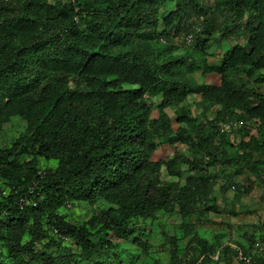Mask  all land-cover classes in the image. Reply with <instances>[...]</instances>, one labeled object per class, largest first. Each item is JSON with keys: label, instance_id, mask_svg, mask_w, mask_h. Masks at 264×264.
<instances>
[{"label": "trees", "instance_id": "16d2710c", "mask_svg": "<svg viewBox=\"0 0 264 264\" xmlns=\"http://www.w3.org/2000/svg\"><path fill=\"white\" fill-rule=\"evenodd\" d=\"M186 36L193 37L190 46ZM220 42L231 45L219 64L209 65L208 51ZM198 72L220 82L198 84L190 77ZM190 95L202 100L207 121L196 126L182 115L177 124L186 123L195 137L183 128L172 137L167 110ZM157 98L153 118L150 100ZM15 119L25 129L0 147V250L7 251H0V264L24 258L25 264H107L122 258L116 251L133 237L145 252L140 234L160 214L202 215L218 181L204 176L209 169L242 161L264 183V0H0V131ZM231 120L244 124L247 138L235 153L216 126ZM164 137L174 146L200 147L202 161L192 164L178 152L153 161ZM43 160L59 166L43 170ZM183 164L201 175L183 186L162 180L163 169L183 178ZM240 174L223 178L222 191L236 190L237 200L251 193L235 182ZM69 203L98 212L73 225L60 213ZM182 229L185 237L194 232ZM216 239L191 237L202 247L199 264L216 262L211 257L219 251L217 262L233 264L237 251ZM66 241L80 253L65 248Z\"/></svg>", "mask_w": 264, "mask_h": 264}, {"label": "rangeland", "instance_id": "374dc122", "mask_svg": "<svg viewBox=\"0 0 264 264\" xmlns=\"http://www.w3.org/2000/svg\"><path fill=\"white\" fill-rule=\"evenodd\" d=\"M235 36L232 37L234 40ZM229 42H220L215 44L208 51V63L209 65L219 64L221 58L225 56L226 50L230 47ZM184 52V51H183ZM219 59V60H218ZM195 79L198 84H217L220 82V76L215 74L203 75L201 72L190 76ZM151 101L152 117L157 118L159 114L158 106L161 103V99H153ZM205 105L202 104V100L196 95H190L186 102L181 107H175L167 110L173 125L172 137L178 132L179 128L187 129L188 133L192 137H195V130L190 128L186 123L177 124V121L182 115H187L191 121L195 119V125L205 124L207 119L204 117ZM208 120L213 118L212 113H208ZM25 129V125L20 120H13L8 125L3 127L0 131V147L11 141L18 132H22ZM205 133H210V128L205 130ZM256 134V131H252ZM243 135L236 133L230 136V142L233 146H229L228 150L231 153L237 152L238 145L242 141ZM247 141V138L243 139ZM158 148L154 154L153 161L168 160L171 159L175 152L180 153L192 164L196 161H202L204 156V150L201 153L200 147H188L186 145H171L166 138L157 140ZM200 146V145H198ZM241 153V152H240ZM39 165L43 170L57 169L59 166L58 161H41ZM194 167V165H192ZM184 170L183 178L180 180L173 179L168 176L166 170L163 169L162 180L165 183L179 182L183 186L188 177L195 174H200L198 170H191L189 165H182ZM240 172L239 176L235 177V182L245 185V187L251 191L247 196H243L240 200L235 198L237 191L230 189L226 193L222 191V187L225 186L223 178L228 174ZM204 176H217V179L210 189V193L207 194V201L203 203L202 215H197L184 219L181 217L179 210H175L170 214H160L159 220L156 224L147 226L143 235V241H147L148 249L144 252L140 247L133 246L131 238L127 244L123 245L122 250L116 251V254L122 256L120 259L110 258L107 264H173L177 261H187L189 264H199L202 257V247L193 242L191 237L204 239L209 243H216L218 237H221V243L225 245L242 244L245 248L249 247L253 241L264 238V183L259 181L257 177L253 176L252 169L247 167L244 162L233 161L230 165L225 166L223 169L219 168L213 171V168L204 172ZM213 178V177H212ZM250 179V183L246 182V179ZM177 180V181H176ZM1 187V183H0ZM69 207L62 208L60 210L61 215L73 225H82L90 221L93 215L98 212L96 207H90L86 204L69 203ZM149 223V222H148ZM184 226H191L194 231L189 237H185V231L182 229ZM168 238L172 239V243ZM25 242L27 239L24 238ZM47 241L45 244H48ZM122 243V241H120ZM123 244V243H122ZM64 247L70 249L75 254L80 253V249L76 247L71 241H66ZM55 249V248H54ZM132 250V251H131ZM7 252L5 250H0ZM53 251V250H52ZM61 255L64 252L59 251ZM115 253V251H114ZM128 253L134 255L133 260L124 259ZM175 253L176 255H174ZM125 256V257H124ZM25 259V258H24ZM24 259L22 264L24 263ZM26 262V259H25ZM10 264V260L6 262ZM206 264H225L220 262H211ZM233 264H240L233 260Z\"/></svg>", "mask_w": 264, "mask_h": 264}, {"label": "built area", "instance_id": "2783aa9c", "mask_svg": "<svg viewBox=\"0 0 264 264\" xmlns=\"http://www.w3.org/2000/svg\"><path fill=\"white\" fill-rule=\"evenodd\" d=\"M217 130L221 135H227L231 136L236 133H240V131L244 128V124L239 121H227V122H220L217 125ZM207 161H209V157L205 158ZM15 189V188H14ZM16 190V189H15ZM33 194V192H31ZM7 195V191H3V196ZM30 201L21 199L19 204L21 205H29ZM34 206H36V203H32ZM233 249L237 251L236 256V262H239L240 264H256L254 261L255 258L264 259V239H257L255 242H253L249 247H246V250H248V253H245L241 248H238L235 245H231ZM220 251L217 252L216 255L212 256L211 258L214 261H218L220 257Z\"/></svg>", "mask_w": 264, "mask_h": 264}, {"label": "clouds", "instance_id": "9594fccd", "mask_svg": "<svg viewBox=\"0 0 264 264\" xmlns=\"http://www.w3.org/2000/svg\"><path fill=\"white\" fill-rule=\"evenodd\" d=\"M186 45L190 46L193 43V37L192 36H186L184 37Z\"/></svg>", "mask_w": 264, "mask_h": 264}]
</instances>
